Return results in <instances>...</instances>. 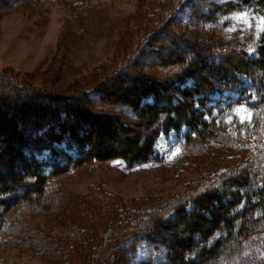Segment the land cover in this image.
I'll use <instances>...</instances> for the list:
<instances>
[{"label":"rangeland","instance_id":"rangeland-1","mask_svg":"<svg viewBox=\"0 0 264 264\" xmlns=\"http://www.w3.org/2000/svg\"><path fill=\"white\" fill-rule=\"evenodd\" d=\"M201 2L0 0V86L8 92L15 90L16 95L9 98L14 106L0 102L1 113L7 117L19 116V112H28L47 100L58 105L71 101L75 107L110 111L116 116L121 110L107 99V88L115 85L129 89L136 82L164 80L175 70H183L182 65H173V58L166 57L165 48L176 38L180 47L178 55L185 64L194 63L196 54H200L214 61L219 57L221 64L228 67L231 59L241 58L240 50H247L245 46H236L241 44L237 32L250 24L264 29L261 23L264 15L258 17L249 11L235 14L230 16L232 27L225 28V21L208 24L199 19ZM156 46L162 50L164 64L155 57ZM210 68L209 64L199 65L196 73L206 74ZM118 70L127 72L119 75ZM114 73L119 76L107 78ZM103 75L108 79L104 83ZM99 88L101 94L95 95ZM86 92L94 93L97 101L84 98ZM259 103L225 90L213 96L205 111V120L214 130L213 139L187 145L188 130L182 128L159 136L154 147L156 157L148 163L128 166L120 160L92 162L54 178L49 181V192L43 199L49 208L56 209L53 214H24L18 196L12 197L6 208H0L4 236L0 239V261L83 264L71 241L77 228L89 221L92 227L87 226L91 237L86 254L98 257L100 264H112V246L115 238L120 237L115 232L134 223L129 217L136 218L138 214L139 220L145 221L150 209L163 208L167 209L166 214L158 217L164 225L174 205L182 199L191 201L203 192L205 183L216 181L215 185H222L224 178L235 175L239 169L263 174L264 102L258 110L256 124L251 107ZM60 112L52 121L60 119ZM124 122L131 129H139V121L125 119ZM22 125L26 130L31 128V122ZM79 127L87 128V122ZM38 157L44 159L45 153ZM248 180L253 182L251 177ZM59 202L64 207L59 208ZM111 211L115 214L111 215ZM115 219L121 221L115 224ZM9 221L13 224L8 228ZM7 232L17 235L13 237ZM19 232L27 233L29 244L21 240L16 245V238L24 236ZM42 233L51 238L50 244L56 248L46 256L39 248L31 247ZM162 233L169 239L168 230ZM126 237L130 236H122ZM58 248L68 254L66 260L57 259ZM137 254L142 261L150 255L143 245ZM117 263L125 264L123 260Z\"/></svg>","mask_w":264,"mask_h":264},{"label":"trees","instance_id":"trees-1","mask_svg":"<svg viewBox=\"0 0 264 264\" xmlns=\"http://www.w3.org/2000/svg\"><path fill=\"white\" fill-rule=\"evenodd\" d=\"M201 1L199 19L208 24L225 21V28L232 27L234 22L230 16L235 14L249 11L258 17L264 15V0ZM255 25L250 24L244 31L237 32L241 44L236 46H245L247 50H240L241 58L231 59L228 67L221 64L219 57L214 61L200 54H196L194 63L185 64L178 55L180 47L175 37L171 46L165 48L166 57L173 58V65H182L183 70H175L164 80L136 82L129 89L115 85L107 88V99L121 110L116 116L110 111L94 112L75 107L71 101L58 105L44 100L42 106L19 112V116L7 117L0 110V208H6L12 197L18 196L22 213L53 214L56 209L49 208L43 199L49 192V181L54 178L92 162L120 160L128 166L148 163L156 157L154 147L159 136L182 128L188 130L187 145L213 139L214 130L205 120V111L213 96L225 90L260 101L251 106L256 124L258 110L264 102V29ZM155 53L164 64L162 50L156 46ZM208 64L211 66L209 72L196 73L199 65ZM118 72L124 75L127 71ZM117 74L103 75L102 82L113 75L119 76ZM11 91L0 86L1 103L14 106L9 98L16 96L15 90ZM101 92L102 88L94 91L95 95ZM94 93L83 95L96 102ZM25 108L27 106H23ZM59 110L60 119L53 122ZM125 119L139 121L140 130L129 128ZM22 122H31V128L24 129ZM85 122L87 128H78ZM44 153L45 158L39 159ZM244 171L239 169L235 175L224 178L222 185H215L216 181L205 183L203 192L197 193L191 201L182 199L174 205L164 225L158 217L166 214L167 209L163 208L150 209L145 221L139 220L138 214L136 218L129 217L134 223L115 232L120 237L115 238L112 246V264H119L120 260L125 264H264V172ZM250 177L252 183H249ZM225 188H232V191L226 192ZM61 203L59 208L64 207ZM120 221L114 220L115 224ZM12 224L6 223L8 228ZM87 226L92 227L89 221L77 228L71 247L80 253L83 264L87 261L100 264L98 257L86 254L91 237ZM1 229L2 226L0 239ZM161 229L169 231V239ZM7 233L13 237L17 235ZM23 234L22 238H16V245L21 240L30 243L27 233ZM126 234L130 237L122 238ZM50 239L42 233L31 247L39 248L46 256L54 248ZM141 245L150 254L145 261L138 258ZM67 255L62 248L56 250L58 260H66ZM0 264L7 263L0 261Z\"/></svg>","mask_w":264,"mask_h":264},{"label":"snow or ice","instance_id":"snow-or-ice-1","mask_svg":"<svg viewBox=\"0 0 264 264\" xmlns=\"http://www.w3.org/2000/svg\"><path fill=\"white\" fill-rule=\"evenodd\" d=\"M261 23L264 24V19L261 20Z\"/></svg>","mask_w":264,"mask_h":264}]
</instances>
